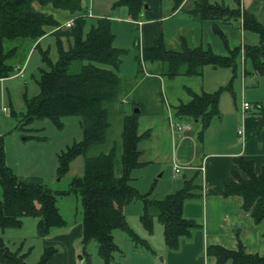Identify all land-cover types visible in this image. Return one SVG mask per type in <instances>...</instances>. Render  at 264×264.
<instances>
[{
  "label": "trees",
  "instance_id": "1",
  "mask_svg": "<svg viewBox=\"0 0 264 264\" xmlns=\"http://www.w3.org/2000/svg\"><path fill=\"white\" fill-rule=\"evenodd\" d=\"M84 0H0V78L13 75L14 66L6 63L11 51H4V38H38L45 33V26L55 27L51 32L55 38L57 57L54 61L40 51L41 60L47 68L39 69L36 80L38 92L30 97L23 96L25 122L33 119L49 118L60 127L64 116H77L82 137L73 142L57 155V173L62 175L68 169L70 161L78 156L84 157V169L80 176H74L69 182V190L77 194L82 205V244L94 240L97 253L107 264L118 249L113 240L112 230H123L135 243H147L128 225L123 208L133 200L142 201L139 215L144 228L151 231L152 220L156 218L162 225L165 245L176 249L181 236H188L191 228L197 224L183 215L182 208L186 199L195 195L197 186L192 179H185L183 186L161 198H153L149 193H140L131 182V171L141 165L138 161L137 143L142 135L137 132V118L143 111L140 102L139 112L122 108L119 141H112L107 150L103 144L107 141V132L111 127V115L114 103H122L118 93L122 79L117 70L121 56L126 49L113 45L114 33L108 17H98L84 33L85 18L82 15ZM175 10L183 0H171ZM51 4L54 7L79 11L72 25H60L53 16L34 7ZM236 8L208 3L207 0H194L191 14L194 17L224 19L225 16L241 18L243 27L255 31L259 37L256 45L245 46V60L252 65V71L264 72V25L251 13L241 10L240 0H234ZM113 6L123 5L132 20H138L146 3L145 0H115ZM239 11V12H238ZM66 41V46L63 44ZM237 49L226 56L217 54L210 47L189 46L181 42L180 48L168 49L161 40L154 47H142L143 59H160L163 74L168 77L177 74H200L206 64L212 66L233 65ZM137 73H139V53ZM245 75L250 70L244 68ZM219 89L213 92L192 94L186 103L176 106L177 115H190L201 118L202 129L211 116L218 114ZM123 104V103H122ZM260 122L257 131L264 125V104H257ZM201 129V130H202ZM93 151V152H92ZM234 162L244 173L232 171L231 177L223 183L220 194L224 197L237 195L241 198V207L250 213L254 222L264 218V167L256 174L252 161L237 157ZM0 229L18 228L22 218L32 216L37 219V233L45 236L53 227L64 224L56 206V194L42 183L20 181L5 164L3 136L0 135ZM264 237V233L262 234ZM55 249L45 246L35 264H51ZM206 251L215 257L216 264H264V254L247 252L238 240L236 249L219 244H210ZM0 264H28L20 246L10 247L0 236Z\"/></svg>",
  "mask_w": 264,
  "mask_h": 264
},
{
  "label": "crops",
  "instance_id": "2",
  "mask_svg": "<svg viewBox=\"0 0 264 264\" xmlns=\"http://www.w3.org/2000/svg\"><path fill=\"white\" fill-rule=\"evenodd\" d=\"M114 1H87L89 4H84L82 15L85 18L90 12L94 15L92 17L96 16L90 25L94 24L98 17H108L111 24L113 20L123 21L137 26L139 32V73H136L137 64L131 62L130 73H127L125 79L121 68L122 60L117 70L123 89L127 91L125 98H121L123 103L127 102L129 96L132 97L133 103L138 102L134 100L149 101L148 108L139 113L137 118V132L142 135L137 143L138 161L141 163L137 168L144 169L140 173L146 175V181L150 182V185L143 191L133 175L131 182L140 193H149L150 197L161 198L181 188L185 179H192L197 186L196 193L184 201L182 212L197 225L191 228L188 236L180 237L176 249H170L164 243L161 223L153 218L151 231L144 228L139 218L142 201L133 200L124 206L123 212L128 225L147 246L135 243L123 230L114 229L112 236L118 249L107 264H216L215 257L207 253V246L219 244L236 249L238 240L247 252L264 254V218L260 222H254L250 213L241 207L239 196L224 197L220 194L224 181L232 176L233 170L244 175L234 162L235 158L251 160L256 174L264 167V125L257 131L261 118L257 107L254 108L253 103L248 101L253 105L252 109L242 115L240 102L239 108L233 107L224 112L218 97L219 112L211 116L202 129L200 117L177 115L176 106L188 102L192 94L213 92L221 88L225 82L222 76L224 72L218 71V66L206 64L200 74L182 73L168 77L162 72L163 63L160 59L149 60L141 56L142 47H154L159 40L166 48L174 50L180 48L182 41L189 46L206 47L201 29L203 23L190 12L194 0H183L175 10L171 0H145L146 6L138 20H132L124 12L114 14L115 7H121H113ZM207 2L211 3L209 0ZM212 2L216 4V1ZM33 5L38 10L50 13L60 25L81 14L79 11L70 12L49 3L40 5L33 2ZM171 24H174V27H171ZM89 27L86 29L84 26V33ZM171 28H174V31H171ZM44 29L45 33L38 38L3 39L4 51H11V54L21 52V57L15 58L16 61L9 59L11 55L6 59V63L12 66L22 62L19 67L14 65V74H22L26 59L31 57L34 50L41 48L40 43L52 35L54 27L45 26ZM112 32L114 33L113 29ZM113 45L120 47L115 42V33ZM256 74L254 71L249 73L254 82L257 81ZM240 80L244 88L245 77L242 82L240 75ZM154 93L157 94V99ZM220 111L223 113L220 114ZM176 123L185 124L187 127L178 129ZM240 125L243 126V134L237 133ZM162 164L170 166V177L164 180L158 189V179L148 173L154 165L156 170H160ZM174 164L179 168L176 173L173 171ZM159 174L162 176V172ZM20 181L30 182L27 179ZM159 191L162 193L161 197H157ZM81 238L82 219L64 222L61 226L51 228L49 233L42 237L44 247L53 246L55 249L51 264H104L97 253L96 242L91 240L83 245Z\"/></svg>",
  "mask_w": 264,
  "mask_h": 264
},
{
  "label": "rangeland",
  "instance_id": "3",
  "mask_svg": "<svg viewBox=\"0 0 264 264\" xmlns=\"http://www.w3.org/2000/svg\"><path fill=\"white\" fill-rule=\"evenodd\" d=\"M87 1L90 0H84L83 4ZM212 1H216V4H221L229 9L236 7L234 0H209V2L213 3ZM88 4L87 2L86 6ZM240 7L241 10L244 9L246 12L251 13L260 24L264 25V0H240ZM125 8L123 5L115 7L114 14H120L121 12L126 14L127 10ZM92 16L94 15L90 12L85 16L84 26L86 29L95 20L96 16ZM199 20L203 23L201 29L206 48L210 47L213 52H220V55L223 56L228 55L233 49H237L233 61L236 64L235 68L233 69V65H224L218 66L217 69L220 72H224L222 76L225 79L223 86L219 88L221 109L226 112V110H231L233 107L239 108L242 96L243 100L253 103L254 108H256L257 104H264V72L254 71L257 72L256 82L252 81L249 73H247L244 88L240 80L241 50L243 48L245 59V46H253L259 42L257 33L250 28L243 27L241 18L238 15L231 16L230 18H227L226 15L222 20H211L209 18H199ZM111 25L115 33V42L121 48L126 49V52L121 56L123 62L121 68L126 79L127 73H130L131 62L137 64V73L138 61L135 58L138 54L139 32L137 26L123 21L113 20ZM172 26L174 27V24H171ZM171 31H174V28H171ZM63 44L66 46L65 39H63ZM40 47L42 50H48L46 54L52 61L56 59L57 50L53 35L44 38L40 43ZM40 51L39 49L34 50L31 57L26 59L22 74H13L0 79V135L3 136L5 164L19 180L27 179L30 181L29 183H42L53 191L61 192L60 194H56L58 211L64 222H75L82 219V205L79 196L69 190V182L72 177L80 176L83 173L84 157L82 155L74 157L70 161L67 171L62 175H58L57 155L67 146L81 139L82 132L79 118L77 116H64L60 120L61 126L58 127L46 117L33 119L29 122H25L22 117L25 112L23 96L30 97L38 92L36 80L39 75V69L47 68L46 64L41 60ZM20 53L11 54V58L9 59L16 61L15 58L21 57ZM20 62L14 65L19 67L22 65V62ZM244 68L253 72L252 65L248 59L244 62ZM125 94H127V91L121 85L118 93L119 98H125ZM153 95L157 99V94L154 93ZM132 101V97L129 96L127 102L124 101L123 103L122 101L123 104L119 102L114 103L112 107L111 127L107 132V141L102 145L104 150L110 147L112 141L120 140L119 119L122 115V108L126 112L133 110L135 107L139 108L138 106L133 107ZM139 102L143 111L148 108L149 101L140 100ZM222 113L220 111V114ZM226 118L227 116L225 115ZM141 170L143 171L144 169H133L131 175L136 177L135 182L145 191L149 187L150 184L148 183L150 182L146 181V175L140 173ZM161 172L162 176L159 174ZM137 173H140V175ZM169 173L170 166L162 164L160 170H156L154 165L148 175L158 179L157 188L159 189L164 180L170 177ZM160 195L162 193L159 191L157 197H161ZM1 196L2 192L0 188V198ZM36 222L37 219L35 217L26 216L22 218L20 227L0 229V236L4 242L10 247L20 246V251L21 253H25V261L28 264H35L39 260L45 245L42 242V236L37 233Z\"/></svg>",
  "mask_w": 264,
  "mask_h": 264
},
{
  "label": "built area",
  "instance_id": "4",
  "mask_svg": "<svg viewBox=\"0 0 264 264\" xmlns=\"http://www.w3.org/2000/svg\"><path fill=\"white\" fill-rule=\"evenodd\" d=\"M78 16V15H76ZM73 23V19H70V20H67L63 25L68 27L70 25H72ZM240 58H241V61H240V68H241V77H242V82H243V77H245V72H244V62H245V59H244V54H243V48L241 50V53H240ZM242 87H243V84H242ZM251 104L247 101V100H243L242 99V102H241V113L242 115L245 114L248 110L251 109ZM175 126L180 129V128H186L187 126L184 124V125H181V124H175ZM237 133L238 134H243V126L240 125L237 129ZM179 168H178V165L177 164H174L173 165V171L174 173L178 172Z\"/></svg>",
  "mask_w": 264,
  "mask_h": 264
},
{
  "label": "water",
  "instance_id": "5",
  "mask_svg": "<svg viewBox=\"0 0 264 264\" xmlns=\"http://www.w3.org/2000/svg\"><path fill=\"white\" fill-rule=\"evenodd\" d=\"M145 6H146V5H145ZM133 111H134V112H139V108L135 107V108L133 109Z\"/></svg>",
  "mask_w": 264,
  "mask_h": 264
}]
</instances>
